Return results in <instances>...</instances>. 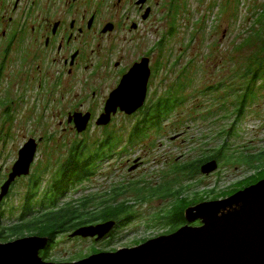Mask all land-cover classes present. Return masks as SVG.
I'll use <instances>...</instances> for the list:
<instances>
[{"label": "rangeland", "instance_id": "374dc122", "mask_svg": "<svg viewBox=\"0 0 264 264\" xmlns=\"http://www.w3.org/2000/svg\"><path fill=\"white\" fill-rule=\"evenodd\" d=\"M186 2L187 8L178 12L176 22H169L146 42L153 46L157 43L155 66L163 74L156 80L152 101L165 93L183 98L163 130L153 131L148 138L131 145L130 134L138 120L122 119L103 134L93 131L55 140L64 151L75 142L97 148L108 135H114L117 147L112 156L96 161L94 174L72 189L66 202L90 200L91 211L102 210L107 202L127 204L133 220L120 222L109 236L99 241L70 238L69 233L62 235L49 262L73 263L97 251L114 253L132 249L168 235L172 223L165 216L168 217L176 203L169 190L184 189L188 203L201 196H206L204 202H210L216 201V195L230 192L233 196L245 187L242 184L263 179L264 163L250 165L246 157L264 153V75L256 82L258 99L247 103L240 118L235 104L243 86L251 79V75L245 76L252 68L253 58L257 56L264 63V22L256 29L260 35H252L253 24H259L258 14L264 9V0ZM3 126L0 120V129ZM223 139L228 140L234 156L220 162L217 172L209 176L201 172L194 176L176 172L215 154ZM23 141L5 139L0 144V169L5 173L17 161L15 148ZM47 144L38 152L34 163V177L41 176L40 191L48 188L58 165L65 160L62 151L45 150ZM47 165L49 169L43 172ZM31 184L26 179L15 186L8 199L5 198L3 208L14 207L19 215ZM11 223L9 218L5 222L6 226Z\"/></svg>", "mask_w": 264, "mask_h": 264}, {"label": "flooded vegetation", "instance_id": "af4514ba", "mask_svg": "<svg viewBox=\"0 0 264 264\" xmlns=\"http://www.w3.org/2000/svg\"><path fill=\"white\" fill-rule=\"evenodd\" d=\"M187 4L186 0H0V120L4 123L0 144L5 139H24L15 148L17 161L32 140L37 155L46 143L45 150L62 151L65 160L50 187L77 149L75 142L63 151L55 140L93 131L103 134L122 119L155 122L156 105L163 98L170 100V94L152 101L156 80L163 74L155 66L157 43L146 42L169 22H176ZM142 63L149 69L142 109L131 116L118 109L109 125L99 126L112 94ZM169 102L159 117L165 123L172 116ZM79 114L91 118L83 133L77 129ZM94 149L88 145L87 154L93 156ZM17 161L8 173L0 169L1 192ZM34 163L30 175L12 185L9 196L26 179L42 186L41 176L34 177Z\"/></svg>", "mask_w": 264, "mask_h": 264}, {"label": "water", "instance_id": "95a60500", "mask_svg": "<svg viewBox=\"0 0 264 264\" xmlns=\"http://www.w3.org/2000/svg\"><path fill=\"white\" fill-rule=\"evenodd\" d=\"M149 69L137 66L112 94L99 126H107L112 114L121 109L131 116L145 104ZM90 115L77 117L79 133L87 130ZM37 156V144L30 141L2 188L0 203L9 195L18 178L28 177ZM219 169L218 161L203 165L201 173L209 176ZM188 225L132 249L94 254L73 263L45 261L41 251L47 238L29 237L11 243L0 242V264H264V179L229 198L203 202L185 212ZM198 224V225H196ZM115 222L83 227L70 238H97L109 235Z\"/></svg>", "mask_w": 264, "mask_h": 264}, {"label": "trees", "instance_id": "16d2710c", "mask_svg": "<svg viewBox=\"0 0 264 264\" xmlns=\"http://www.w3.org/2000/svg\"><path fill=\"white\" fill-rule=\"evenodd\" d=\"M258 16L259 24H253L252 35H255L254 33L257 32V26L262 25L264 22V9L262 13L260 12L258 14ZM256 34L260 35V33ZM252 61V68L245 76L247 77L248 75H251V79L245 86H243L241 94L235 104L238 118L243 115L247 103L254 102L258 99L259 94L255 91V86L256 82L264 75L263 60L256 56ZM262 89H264V86H262ZM182 101L183 98L176 94L170 95V100L163 98L162 102L156 105V111L152 113L156 115V121L152 122V120H146L139 122L130 135L129 143L132 145L136 143V140L143 141L148 138L150 136V129H153L155 132H161L165 122L161 121L159 118L160 112L165 110V107L168 106L169 102L173 115L176 109L181 105ZM102 142L103 143L99 146L100 148H96L93 156L87 154L88 146L86 144L77 145L74 155L68 158L53 185L48 187L43 192V195L39 194L41 184L35 181L31 185L24 199L19 215H17L14 207H11V209L8 210V208H3V204H0L1 242L7 244L31 236L47 238L48 244L46 248L41 251V257L49 262L51 259V252L55 248L58 238L62 235L68 233L72 234L80 228L96 226L100 223L106 224L109 222H115L117 226L120 222H131L134 216L130 214L129 206L127 204L114 205L111 202H107L106 206L101 208L102 210L97 209L96 211H91L90 207L92 202H90V200L74 201L72 203L66 202L69 192L72 189H77L92 176V173L94 172V163L102 160L103 157L110 155L117 147V143L114 142V137L112 136H108ZM229 156H232L233 158L234 154L231 151V145H229L228 140H224L221 148L217 150L215 154L207 156L195 164L181 167L176 172L182 175L188 173L189 175L194 176L199 174L202 166L208 162L215 160L220 163L227 161L226 159H228ZM246 159L250 165L255 164V162L264 163V153L260 156H247ZM240 161L243 162V160ZM262 178L264 179V176ZM260 181L242 184V186L245 185L242 190H245L255 183H259ZM167 189L165 190L167 191ZM212 193H215V191H212ZM184 194V189L169 190V195L176 200V203L169 212L168 217L165 216V220H169L172 223L171 230L167 232L168 235L173 234L182 227L188 225L185 212L189 207L198 205L207 200L206 196H201L196 201L188 203ZM232 194L233 193L229 192L227 194L216 195L214 200L225 199L232 196ZM8 218L12 223L9 226H6L5 222ZM99 253L100 252L97 251L95 254Z\"/></svg>", "mask_w": 264, "mask_h": 264}]
</instances>
